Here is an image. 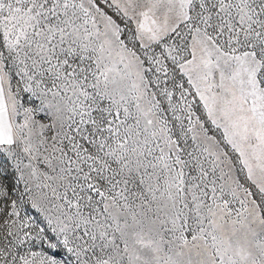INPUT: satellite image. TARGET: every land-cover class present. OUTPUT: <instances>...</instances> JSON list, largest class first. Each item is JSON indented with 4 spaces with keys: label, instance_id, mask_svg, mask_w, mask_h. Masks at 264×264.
<instances>
[{
    "label": "snow or ice",
    "instance_id": "obj_1",
    "mask_svg": "<svg viewBox=\"0 0 264 264\" xmlns=\"http://www.w3.org/2000/svg\"><path fill=\"white\" fill-rule=\"evenodd\" d=\"M0 264H264V0H0Z\"/></svg>",
    "mask_w": 264,
    "mask_h": 264
}]
</instances>
